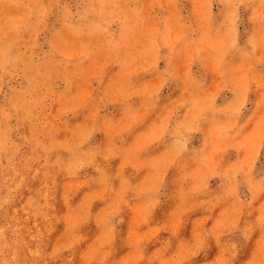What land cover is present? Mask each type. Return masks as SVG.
<instances>
[{
	"label": "clouds",
	"instance_id": "clouds-1",
	"mask_svg": "<svg viewBox=\"0 0 264 264\" xmlns=\"http://www.w3.org/2000/svg\"><path fill=\"white\" fill-rule=\"evenodd\" d=\"M179 3L168 0L167 13L160 20L159 43L152 41L151 56L130 53L128 42L149 22L139 12L126 18V31L122 24L119 37L100 42L102 50L119 58L120 66L127 69L122 73L124 89L139 88L138 71L155 73L159 79L146 96L139 91L126 94L117 116L107 111V97L100 96L96 102L102 114L67 146L69 158L59 171L74 183L63 196L67 213L50 218L53 226L62 223L64 232L46 264H77L75 250L87 242L82 228L89 222L95 223L103 239L90 247L82 264H237L240 247L256 231L261 239L250 264H264V168L256 171L264 155V97L259 105L260 124L253 134H249L250 123L245 115L253 87L264 93V54L258 58V72L253 70L257 58L250 57L247 86L239 93L232 87L235 74L223 58L215 63L220 78L218 94H206V80H197L191 68H186L182 74L184 95L163 112L152 138L139 139L144 117L137 114V106L132 103L147 100L154 108L160 104L163 90L179 82L180 74L171 67L161 73L157 64L158 60L170 64L178 48L189 53V64L197 57L211 60L215 51L227 54L243 50L250 41L247 31H238V26L247 22L255 24L264 50V0H201L204 13L199 22L187 16L183 23H178ZM225 4L228 16L219 24L213 9ZM96 28L103 32L107 24L103 28L97 24ZM5 61H10V54L0 47V63ZM225 93L227 98L221 99ZM125 116L128 122L122 126ZM194 133L200 134L201 143L190 148ZM97 135L104 137L102 143L96 142ZM134 139L139 141L135 146ZM242 140L251 158L226 162L227 152L234 151ZM164 152L169 154L161 158ZM117 159L121 163L114 168ZM189 162L197 167L189 168ZM85 169H92L94 174L82 176ZM170 172L175 174L170 176ZM84 187L90 189V198L75 203L74 197ZM54 189L53 179L49 192L54 193ZM97 202L101 207L94 214ZM257 202L259 215L254 216ZM133 208L139 217L134 224L129 215ZM218 208L224 210L216 215ZM197 214L199 219L193 221ZM189 225L190 232L186 230ZM118 239L128 250L125 257L117 255ZM217 249L219 255L213 259L211 254Z\"/></svg>",
	"mask_w": 264,
	"mask_h": 264
},
{
	"label": "rangeland",
	"instance_id": "rangeland-1",
	"mask_svg": "<svg viewBox=\"0 0 264 264\" xmlns=\"http://www.w3.org/2000/svg\"><path fill=\"white\" fill-rule=\"evenodd\" d=\"M178 7V23H183L187 16L199 22L204 13L201 0H180ZM167 9L168 0H0V47L10 54V61L0 63V143L3 144L0 152V264L50 262L49 254L62 241L64 232V225L53 226L50 218L67 213L63 196L66 188L74 183L65 172L59 171L69 158L67 146L102 114L96 102L100 96L107 97L110 102L107 111L117 116L126 94L139 91L146 96L159 79L155 73L138 71L139 88L124 89L122 73L127 69L120 66L119 58L105 53L100 42L119 37L122 24L126 31V18L139 12L149 22L137 30L134 40L128 42L130 53H149L151 56L152 41L158 45L160 20ZM213 11L218 23L223 24L228 16L227 4ZM105 23L107 28L100 32L96 25L103 28ZM238 31H247L250 41L243 50L227 54L215 51L211 60L197 57L189 64V53L178 48L170 58V64L157 61L161 73L171 67L181 78L177 84L163 90L161 102L154 108L149 107L147 100L132 101L137 106V114L144 117L139 130L140 140L155 136L163 112L184 95L182 74L186 68H191L197 80H206V94H218L220 78L215 63L223 58L235 74L233 90L238 93L244 90L250 57L257 58L253 70L258 72V58L264 50L260 48L255 24L243 22ZM262 97L264 93L258 87H253L248 94L249 110L245 115L250 123L249 134L258 130ZM225 98L226 93L221 99ZM68 112L73 115L69 117ZM184 113L188 114L187 109ZM127 122L125 116L121 125ZM108 131L112 129L109 127ZM103 139L102 135L96 136L97 143H102ZM138 142L134 139L133 146ZM200 143V134L194 133L189 147H199ZM234 148L227 152L226 162L251 158L245 141H240ZM168 154L161 153V158ZM120 163L117 159L113 167L118 168ZM188 167L195 169L197 165L189 162ZM261 168H264V155L256 165L257 173ZM93 174L92 169H85L82 176ZM174 174L170 172V176ZM53 179L55 189L50 193ZM90 196L88 187L81 188L74 202L79 203ZM100 207L98 202L94 204L93 213L98 214ZM223 210L218 208L216 215ZM129 215L132 224L139 218L135 208ZM253 215H259V202ZM198 219L199 214L192 217L193 221ZM124 228L127 234L128 227L125 225ZM186 230L190 232L191 226ZM82 234L87 237V242L75 250L77 264H82L98 239H103L94 222L85 224ZM260 239L261 234L253 232L248 243L240 247L237 264H250ZM116 249L118 256H127L128 250L121 246L119 239ZM211 255L213 259L217 258L219 249Z\"/></svg>",
	"mask_w": 264,
	"mask_h": 264
},
{
	"label": "bare ground",
	"instance_id": "bare-ground-1",
	"mask_svg": "<svg viewBox=\"0 0 264 264\" xmlns=\"http://www.w3.org/2000/svg\"><path fill=\"white\" fill-rule=\"evenodd\" d=\"M12 12V11H11ZM21 12V11H20ZM17 13V12H16ZM14 15V14H13ZM44 19H46V18H44ZM12 24V23H11ZM8 31V30H7ZM11 34V33H10ZM17 34V33H16ZM40 100V99H39Z\"/></svg>",
	"mask_w": 264,
	"mask_h": 264
}]
</instances>
